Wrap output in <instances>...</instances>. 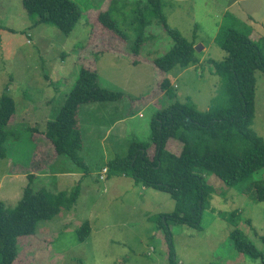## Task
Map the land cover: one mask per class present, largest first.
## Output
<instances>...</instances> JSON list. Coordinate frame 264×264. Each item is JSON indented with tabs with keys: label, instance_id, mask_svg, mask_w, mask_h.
Masks as SVG:
<instances>
[{
	"label": "rangeland",
	"instance_id": "374dc122",
	"mask_svg": "<svg viewBox=\"0 0 264 264\" xmlns=\"http://www.w3.org/2000/svg\"><path fill=\"white\" fill-rule=\"evenodd\" d=\"M72 1L82 16L65 35L54 26L34 24L23 0H0V98L7 89L13 96L17 113L8 128L19 134L8 139V156L0 159V201L14 207L30 175L35 190L53 192L71 191L84 177L70 211L62 209L54 218L40 221L34 234L19 238L14 264H167L169 246L156 218L173 211L175 201L169 193L145 187L130 176L107 177L103 169L108 160L125 155L134 139L150 141L153 114L173 102L160 87L164 78L172 81L176 100L191 99L201 111L212 106L224 83L206 61L226 55L215 37L221 26H235L264 48V0H164L169 25L189 40L196 35L201 57L197 65L168 72L152 64L173 45L159 24L146 29L147 41L135 56L130 49L135 39L131 5L113 14L128 35L126 42L98 21L111 0ZM83 67L99 74L102 87L126 94L117 101L80 106L85 169L58 154L44 135L37 137L45 128L42 121L52 120L61 109ZM256 79L252 127L264 139V71L257 70ZM30 126L37 130L32 133ZM181 148L176 139L167 144L175 154ZM50 174L56 176L53 182ZM263 176L264 169L254 175ZM205 178L214 191L202 227L170 225L178 264H262V258L252 259L234 248L229 237L233 228L223 215L238 210L245 220L239 227L264 256V201L247 198L216 175ZM86 222L90 234L81 242L77 231Z\"/></svg>",
	"mask_w": 264,
	"mask_h": 264
},
{
	"label": "trees",
	"instance_id": "16d2710c",
	"mask_svg": "<svg viewBox=\"0 0 264 264\" xmlns=\"http://www.w3.org/2000/svg\"><path fill=\"white\" fill-rule=\"evenodd\" d=\"M130 5L133 11L130 26L135 33L130 46L133 55L138 56L147 41L146 29L157 23L171 37L173 45L164 55L153 59L155 69L168 72L178 66L187 69L200 63L196 35L189 40L179 29L169 25L164 0H111L108 9L98 15V21L127 42L128 35L113 14ZM23 6L34 24L54 26L65 35L72 33L82 16L72 0H23ZM215 40L226 55L220 61H206L211 73L220 76L224 83L222 94L216 97L212 106L201 111L191 99L186 102L176 100L172 81L164 78L160 87L173 102L153 114L150 141L134 139L125 156L117 155L105 166L107 177L130 176L145 187L169 193L175 201L173 211L156 218L169 246L167 264H178L171 223L202 227L203 215L214 191L206 181L207 175H216L225 185L251 200L264 201V176L254 177L256 172L264 169V139L252 127L256 114V71H264V48L250 34L235 26H221ZM138 62L133 61L135 65ZM124 96L122 91L102 87L99 74L83 67L58 114L47 121L42 134L58 154L69 156L85 169L80 155L83 149L78 119L80 106L117 101ZM16 112L15 100L7 89L0 98V159L8 156V139L19 138L16 131L8 128ZM30 129L32 133L37 130L35 127ZM172 139L182 145L178 154L167 149ZM84 171L88 174V170ZM29 177L23 196L14 207H7L0 201V264H14L19 256V238L34 234L40 221L54 218L62 209L70 211L80 193V183L71 191L53 192L44 187L35 190L32 187L34 175ZM223 218L233 228L229 237L234 248L252 259L262 258L264 264L262 252L239 227L241 221H245L239 211L227 212ZM77 232L79 240L85 241L90 234L89 223Z\"/></svg>",
	"mask_w": 264,
	"mask_h": 264
},
{
	"label": "crops",
	"instance_id": "0c3cea01",
	"mask_svg": "<svg viewBox=\"0 0 264 264\" xmlns=\"http://www.w3.org/2000/svg\"><path fill=\"white\" fill-rule=\"evenodd\" d=\"M216 36H217V35H216ZM215 38H216V37H215ZM215 41H216V40H215ZM125 95H126V94H125ZM108 102H109V101H108ZM208 109H209V108H208ZM208 109H207V110H208ZM16 113H17V112H16ZM57 114H58V113H57ZM57 114H56V115H57ZM15 115H16V114H15ZM50 115H51V114H50ZM56 115L53 117V114H52L53 119L56 117ZM34 119L37 120L35 117H34ZM47 121H49V120L42 121V122L47 123ZM45 123H44V125L46 126ZM10 125H11V121H10L9 126H10ZM44 125H43V126H44ZM43 126H42V127H43ZM30 127H34V126H30ZM41 129H42V128H41ZM44 129H45V128H44ZM44 129H43V130H44ZM43 130H42V131H43ZM42 135H43V134H37V137H38V136H42ZM51 144H52V143H51ZM128 149H129V148H128ZM126 154H127V153H126ZM126 154H125V155H126ZM125 155H123V156H125ZM116 156H117V155H116ZM119 156H120V155H119ZM110 160H111V159H110ZM108 161H109V160H108ZM103 168H104V167H103ZM56 175H64V174L57 173ZM44 176H45V175H44ZM50 176H51V177H50V180L53 182V180L55 179L54 177H56V176H55V174H50ZM124 176H125V175H124ZM83 179H84V177H83ZM83 179H82V178L80 179V181H79L80 184H81V182H82ZM47 180L49 181V179H47ZM56 181H58V180L56 179ZM57 184H58V183H57ZM58 186H61V183H59ZM62 191H63V190H62Z\"/></svg>",
	"mask_w": 264,
	"mask_h": 264
},
{
	"label": "built area",
	"instance_id": "2783aa9c",
	"mask_svg": "<svg viewBox=\"0 0 264 264\" xmlns=\"http://www.w3.org/2000/svg\"><path fill=\"white\" fill-rule=\"evenodd\" d=\"M107 171H108L107 168L103 169V173H104V174H106ZM101 178H103V177H101Z\"/></svg>",
	"mask_w": 264,
	"mask_h": 264
}]
</instances>
